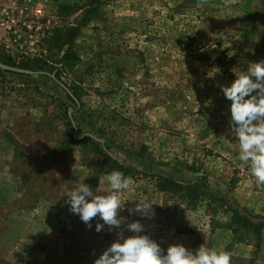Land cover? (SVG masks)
Here are the masks:
<instances>
[{"label":"rangeland","instance_id":"1","mask_svg":"<svg viewBox=\"0 0 264 264\" xmlns=\"http://www.w3.org/2000/svg\"><path fill=\"white\" fill-rule=\"evenodd\" d=\"M217 197L264 217V0H0V264H264Z\"/></svg>","mask_w":264,"mask_h":264},{"label":"trees","instance_id":"2","mask_svg":"<svg viewBox=\"0 0 264 264\" xmlns=\"http://www.w3.org/2000/svg\"><path fill=\"white\" fill-rule=\"evenodd\" d=\"M78 32L77 27L68 28L65 36L61 32L55 36L57 52L63 51V55L56 59V63L61 64V69H58L57 75L60 76L61 70H65L68 67L73 66L74 61L77 60V56L70 51V44L73 43ZM67 38L66 41H62ZM50 46V45H49ZM51 47V46H50ZM53 48V47H51ZM50 48V50H51ZM55 57L50 58H29L27 61L20 62L18 64L12 63L15 67H21L23 69L34 70L37 69H51L54 70L56 63L54 64ZM54 66V67H53ZM97 152L103 153L99 146H96ZM105 154V153H104ZM158 187L164 191L176 194L178 197L183 199L188 198L192 201H198L201 195L202 186L199 183H188L182 184L173 179L160 176ZM200 192V193H199ZM200 194V195H199ZM215 199V198H214ZM215 201L220 203V207L224 210L226 214L230 215V220L227 224L228 229L233 233L234 241L238 243H254L257 248L261 246V234L264 228V217L257 216L251 213L247 208L241 207L239 205L230 204L226 199L217 197Z\"/></svg>","mask_w":264,"mask_h":264}]
</instances>
